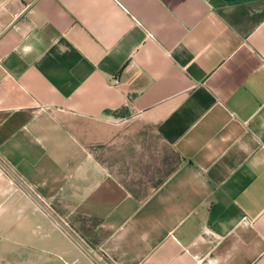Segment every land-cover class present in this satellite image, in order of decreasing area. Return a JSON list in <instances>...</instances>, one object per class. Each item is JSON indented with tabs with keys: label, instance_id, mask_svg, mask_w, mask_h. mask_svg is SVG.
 <instances>
[{
	"label": "crops",
	"instance_id": "crops-1",
	"mask_svg": "<svg viewBox=\"0 0 264 264\" xmlns=\"http://www.w3.org/2000/svg\"><path fill=\"white\" fill-rule=\"evenodd\" d=\"M0 264H264V0H0Z\"/></svg>",
	"mask_w": 264,
	"mask_h": 264
},
{
	"label": "rangeland",
	"instance_id": "rangeland-1",
	"mask_svg": "<svg viewBox=\"0 0 264 264\" xmlns=\"http://www.w3.org/2000/svg\"><path fill=\"white\" fill-rule=\"evenodd\" d=\"M128 127H132L133 129L137 130L138 132H155V127L152 125H145L140 123L139 121H135L133 119H129L126 122ZM143 130V131H142ZM155 147V145H153ZM169 152V163H175V166L178 165L179 157L176 153H172L171 150ZM133 190H136L140 193V195H144L146 192L151 190V188H140V187H130Z\"/></svg>",
	"mask_w": 264,
	"mask_h": 264
},
{
	"label": "trees",
	"instance_id": "trees-1",
	"mask_svg": "<svg viewBox=\"0 0 264 264\" xmlns=\"http://www.w3.org/2000/svg\"><path fill=\"white\" fill-rule=\"evenodd\" d=\"M178 164H179V162H178ZM177 166H178V165L175 166V169H177ZM154 188H156V187H154Z\"/></svg>",
	"mask_w": 264,
	"mask_h": 264
}]
</instances>
